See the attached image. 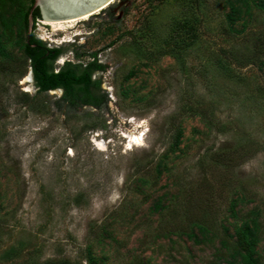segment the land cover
<instances>
[{
    "label": "rangeland",
    "instance_id": "1",
    "mask_svg": "<svg viewBox=\"0 0 264 264\" xmlns=\"http://www.w3.org/2000/svg\"><path fill=\"white\" fill-rule=\"evenodd\" d=\"M34 25L64 48L56 70L95 53L108 100L39 92L7 46L0 264H228L237 228L264 264V0H116L72 27Z\"/></svg>",
    "mask_w": 264,
    "mask_h": 264
},
{
    "label": "trees",
    "instance_id": "2",
    "mask_svg": "<svg viewBox=\"0 0 264 264\" xmlns=\"http://www.w3.org/2000/svg\"><path fill=\"white\" fill-rule=\"evenodd\" d=\"M0 0V7L7 8L0 12V57L4 58L7 46L18 44L24 54V58L29 61L32 69L35 85L39 92H45L55 89H62V101L71 107L80 105L100 106L108 100V96L101 94L98 90L101 87V81L94 79L93 74L102 70L104 66L97 62L95 58L87 65L81 63L65 62L59 69H55V62L63 54V47H49L42 39L34 34L35 25L28 36L29 13L34 0ZM35 21L41 19L38 8L33 12ZM15 31H17L15 35ZM19 38L20 43L15 39ZM28 101V100H26ZM245 146H241L233 151L227 158L231 162L240 163ZM243 153H242V152ZM247 153V151H245ZM242 153V154H241ZM241 154V155H240ZM239 161V162H238ZM253 232L249 228L235 229L236 244L234 252L224 253L222 256H230L228 264H258L255 258L256 242ZM223 246L228 250L231 248L229 242L223 241ZM222 251V250H220ZM223 252V251H222ZM236 256H239L240 259ZM237 258V259H236ZM89 259L93 262L92 258ZM95 263V261H94ZM46 264H53L52 261ZM56 264V262H55ZM57 264H71L69 260L59 261ZM216 264H219L218 262Z\"/></svg>",
    "mask_w": 264,
    "mask_h": 264
},
{
    "label": "water",
    "instance_id": "3",
    "mask_svg": "<svg viewBox=\"0 0 264 264\" xmlns=\"http://www.w3.org/2000/svg\"><path fill=\"white\" fill-rule=\"evenodd\" d=\"M112 0H34L28 19V36L33 29V12L39 9L41 18L45 21H60L77 18L102 9Z\"/></svg>",
    "mask_w": 264,
    "mask_h": 264
},
{
    "label": "bare ground",
    "instance_id": "4",
    "mask_svg": "<svg viewBox=\"0 0 264 264\" xmlns=\"http://www.w3.org/2000/svg\"><path fill=\"white\" fill-rule=\"evenodd\" d=\"M116 0H112V2H114ZM110 3V4H111ZM108 6V5H107ZM105 7H102V9H99V10H96L94 12H92L91 14H86V15H83V16H80V17H77V18H71V19H67V20H60V21H45L43 20L44 24H47V25H51L53 27H56L57 29H64L65 26L67 25L68 27H72L73 24L75 22H79L81 20H86L88 19L90 16H92L93 14H96L98 12H100L101 10H103ZM55 28V29H56ZM143 131L139 132V133H136V132H133V133H130L127 138L129 139V142H128V146L130 148H133L135 145L138 146V145H142L144 143V137H143ZM99 145V144H98ZM100 146V145H99ZM102 149V148H101ZM104 149V148H103Z\"/></svg>",
    "mask_w": 264,
    "mask_h": 264
},
{
    "label": "flooded vegetation",
    "instance_id": "5",
    "mask_svg": "<svg viewBox=\"0 0 264 264\" xmlns=\"http://www.w3.org/2000/svg\"><path fill=\"white\" fill-rule=\"evenodd\" d=\"M31 73H32V69H31ZM32 77H33V73H32ZM33 81H34V78H33ZM34 83H35V81H34Z\"/></svg>",
    "mask_w": 264,
    "mask_h": 264
},
{
    "label": "clouds",
    "instance_id": "6",
    "mask_svg": "<svg viewBox=\"0 0 264 264\" xmlns=\"http://www.w3.org/2000/svg\"><path fill=\"white\" fill-rule=\"evenodd\" d=\"M42 19V18H41Z\"/></svg>",
    "mask_w": 264,
    "mask_h": 264
}]
</instances>
